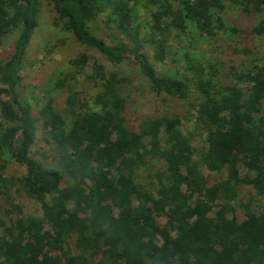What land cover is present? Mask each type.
Wrapping results in <instances>:
<instances>
[{
    "label": "trees",
    "instance_id": "obj_1",
    "mask_svg": "<svg viewBox=\"0 0 264 264\" xmlns=\"http://www.w3.org/2000/svg\"><path fill=\"white\" fill-rule=\"evenodd\" d=\"M42 1L0 0V42L17 34L0 60V264H264V55L223 70L199 46L244 33L224 19V1L47 0L55 25L104 60L73 59L56 82L69 90L65 108L49 99L36 115L19 88ZM229 1L264 37V0ZM101 18L118 31L113 44L96 32ZM168 60L172 71H158ZM84 75L99 86L93 106L76 91ZM138 75L196 111L205 145L173 117L131 125L129 86ZM39 124L51 161L33 153ZM10 163L24 172L4 176ZM210 171L224 176L210 184ZM242 184L254 195L239 220L233 203ZM22 195L39 202L35 213L23 209Z\"/></svg>",
    "mask_w": 264,
    "mask_h": 264
},
{
    "label": "rangeland",
    "instance_id": "obj_2",
    "mask_svg": "<svg viewBox=\"0 0 264 264\" xmlns=\"http://www.w3.org/2000/svg\"><path fill=\"white\" fill-rule=\"evenodd\" d=\"M226 9L222 12L224 19L231 25L238 26L244 29V33L238 36L223 35L217 37V40H204L199 43L201 51L204 50V55L207 59L221 61L223 70H226L229 65L236 61V64L242 61L250 62L255 56L264 55V37H259L251 32L254 24V18L251 15L243 14L241 8L233 6L229 0H223ZM55 11L52 5L43 0L40 6L39 25L36 27L32 36L31 43L27 50L24 68L22 71L23 80L19 88V96L22 100L28 101L34 107V113L38 115V110L49 99L59 109L65 108L66 98L69 95L68 89H63L56 85L59 78H63L68 72H72L70 62L83 55L87 54L101 62L104 56L89 49L84 44L76 40V38L65 31H62L59 26H56ZM141 25L147 19L146 9L141 11ZM100 29L96 32L106 39L107 43L113 44L115 36L118 35L113 26L107 22L106 18H101ZM144 30V28L142 27ZM17 38V34L13 33L6 36L0 42V60L6 58L13 50V45ZM214 48V49H213ZM248 48L249 53H241L238 49ZM185 50H181L178 56L182 57ZM128 63V61H127ZM132 68V65H130ZM173 63L167 61L164 64H157L158 71H172ZM92 67H86V74L92 73ZM175 76H178L176 74ZM76 91L80 99L93 106L94 99L99 92V86L95 80L87 75L79 76ZM130 96L128 100L127 117L131 125L138 127L142 120L147 118H157L164 116L178 119L184 131L189 132L193 138L195 146L205 145V132L201 129L195 118V112H191L186 101L175 98H166L164 95H157L149 87V83L145 78L138 75L137 80L129 86ZM193 96V93H192ZM195 99V97H192ZM161 119V118H160ZM38 133L36 144L33 147V153L40 159L51 161L55 156V151L52 148L50 138H45L47 135L42 130L41 125H38ZM201 146V147H202ZM18 171L24 172V167L10 163L1 171L4 176L10 177L17 175ZM224 176V172H209L208 180L210 184ZM65 184H62L64 187ZM238 200L233 203L235 206V215L239 220L245 218L241 203L249 202L254 195L253 189L247 185L238 187ZM17 201V200H16ZM23 209L30 213H35L39 209V202L29 199L22 195L19 200ZM219 209V208H218ZM170 211L166 210L164 216L160 218V224L165 225L169 220ZM232 216V214H231Z\"/></svg>",
    "mask_w": 264,
    "mask_h": 264
}]
</instances>
